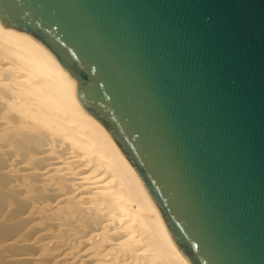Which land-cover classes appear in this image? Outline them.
<instances>
[{
    "label": "water",
    "instance_id": "obj_1",
    "mask_svg": "<svg viewBox=\"0 0 264 264\" xmlns=\"http://www.w3.org/2000/svg\"><path fill=\"white\" fill-rule=\"evenodd\" d=\"M109 132L191 264H264V0H0Z\"/></svg>",
    "mask_w": 264,
    "mask_h": 264
},
{
    "label": "bare ground",
    "instance_id": "obj_2",
    "mask_svg": "<svg viewBox=\"0 0 264 264\" xmlns=\"http://www.w3.org/2000/svg\"><path fill=\"white\" fill-rule=\"evenodd\" d=\"M0 264H191L69 73L1 19Z\"/></svg>",
    "mask_w": 264,
    "mask_h": 264
}]
</instances>
